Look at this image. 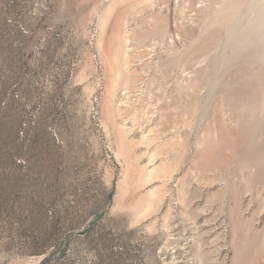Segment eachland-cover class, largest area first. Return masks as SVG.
<instances>
[{"label":"rangeland","instance_id":"obj_1","mask_svg":"<svg viewBox=\"0 0 264 264\" xmlns=\"http://www.w3.org/2000/svg\"><path fill=\"white\" fill-rule=\"evenodd\" d=\"M0 264H264V0H0Z\"/></svg>","mask_w":264,"mask_h":264}]
</instances>
